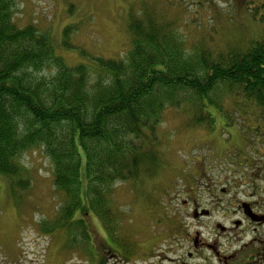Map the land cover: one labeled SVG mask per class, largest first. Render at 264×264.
I'll list each match as a JSON object with an SVG mask.
<instances>
[{"label": "rangeland", "instance_id": "rangeland-1", "mask_svg": "<svg viewBox=\"0 0 264 264\" xmlns=\"http://www.w3.org/2000/svg\"><path fill=\"white\" fill-rule=\"evenodd\" d=\"M249 1L17 0L15 21L20 27L33 23L49 32L67 64L91 66L88 55L125 58L131 49L130 15L155 4L181 39L183 55L190 58L200 44L227 51L245 49L259 40L264 25L251 15ZM254 1L264 6V0ZM66 27H71L67 36ZM66 37L80 48L65 47ZM55 72L52 65L33 73L49 77ZM213 96L222 110L206 109L215 115L211 129L207 123L189 125L194 117L187 105L167 106L159 128L161 166L136 180L113 184L106 197L111 225L101 218L93 201L91 208L75 211L72 231L64 227L54 231L51 224L61 218L66 196L54 185L53 162L43 146L23 152L18 163L26 189L17 190V178L0 173V264H154L171 255L165 253L167 239L181 233L185 224L177 218L178 212L197 179L205 175L199 185L208 182L218 193L226 177L244 178L240 171H250L248 161H264V126L258 128L253 106H244L241 96L234 99L224 87ZM232 170L242 178L233 177ZM257 184L263 186L264 181L259 179ZM194 190L195 196L211 203V192H203L201 186ZM79 219L86 230L76 228ZM110 246L123 251V256L112 258Z\"/></svg>", "mask_w": 264, "mask_h": 264}, {"label": "trees", "instance_id": "trees-1", "mask_svg": "<svg viewBox=\"0 0 264 264\" xmlns=\"http://www.w3.org/2000/svg\"><path fill=\"white\" fill-rule=\"evenodd\" d=\"M249 2L251 15L264 25V7ZM16 4L0 0V173L17 178V190L26 189L18 159L44 147L54 185L66 196L61 218L51 224L54 231H72L75 211L91 208L93 201L111 225L106 197L113 184L161 166L159 128L167 106L187 105L194 117L189 125L207 123L211 129L215 115L206 109L222 110L213 95L224 87L253 106L258 128L264 126V32L245 49L200 44L187 58L172 23L155 4L147 5L129 17L131 49L125 58L88 55L91 66L70 65L49 32L33 23L17 25ZM70 31L66 27L65 35ZM64 46L80 48L68 37ZM52 65L56 72L49 77L33 73ZM84 225L79 219L76 228Z\"/></svg>", "mask_w": 264, "mask_h": 264}, {"label": "flooded vegetation", "instance_id": "flooded-vegetation-1", "mask_svg": "<svg viewBox=\"0 0 264 264\" xmlns=\"http://www.w3.org/2000/svg\"><path fill=\"white\" fill-rule=\"evenodd\" d=\"M248 162L250 171H240L244 178L226 177L218 193H213L208 182L199 185L205 175L197 179L178 212L177 218L185 225L180 224L179 235L167 239L165 253L171 255L154 264H264V185L257 184L259 179L264 181V161ZM231 172L233 177L240 176L237 170ZM198 186L211 192L210 204L204 202V196H195ZM210 222H214L212 226ZM108 253L112 258L123 256V251L112 246Z\"/></svg>", "mask_w": 264, "mask_h": 264}]
</instances>
